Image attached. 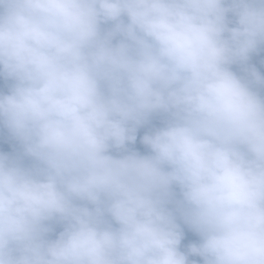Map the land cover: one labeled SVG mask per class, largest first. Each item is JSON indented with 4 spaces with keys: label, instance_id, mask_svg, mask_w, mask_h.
<instances>
[{
    "label": "clouds",
    "instance_id": "clouds-1",
    "mask_svg": "<svg viewBox=\"0 0 264 264\" xmlns=\"http://www.w3.org/2000/svg\"><path fill=\"white\" fill-rule=\"evenodd\" d=\"M256 57L264 0H0V264H264Z\"/></svg>",
    "mask_w": 264,
    "mask_h": 264
},
{
    "label": "trees",
    "instance_id": "trees-1",
    "mask_svg": "<svg viewBox=\"0 0 264 264\" xmlns=\"http://www.w3.org/2000/svg\"><path fill=\"white\" fill-rule=\"evenodd\" d=\"M255 65H256V67H257V69L262 73V74H264V65H262L261 63H260V58L259 57H256V58H254L253 59V61H252ZM154 123H157V121H153ZM143 129L141 130V132L140 133H138V137H137V143H136V147H137V149L138 150H140L142 153L145 151V149L143 148V146L142 145H140L139 144V135H141L142 133H143ZM7 150V149H6ZM191 239H195V237H190ZM186 242V241H185ZM197 260L199 259V258H196Z\"/></svg>",
    "mask_w": 264,
    "mask_h": 264
}]
</instances>
